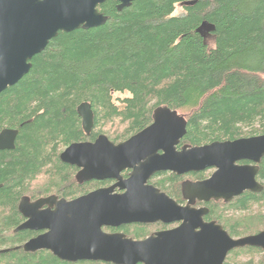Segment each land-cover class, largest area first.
Here are the masks:
<instances>
[{
  "label": "trees",
  "instance_id": "obj_1",
  "mask_svg": "<svg viewBox=\"0 0 264 264\" xmlns=\"http://www.w3.org/2000/svg\"><path fill=\"white\" fill-rule=\"evenodd\" d=\"M188 2L194 4L181 6ZM118 5L110 0L98 7L108 18L101 27L60 33L33 58L29 74L0 95V132L19 131L15 149L0 151V209H6L0 250H10L0 254V264H112L27 253L22 246L34 233L15 232L26 184L38 176L54 174L64 198L95 185L80 184L76 167L61 161L73 143L101 135L127 141L153 123L160 107L186 119L182 142L193 146L264 135V0H136L122 11ZM179 5L184 13L175 16ZM205 21L216 27L213 47L197 33ZM116 93L129 97L118 106ZM82 103L94 112L90 136L77 112ZM116 121L126 127L120 139L104 133ZM260 174L264 180V159ZM262 201L264 191L245 193L232 205L242 211ZM227 223L234 238L248 228Z\"/></svg>",
  "mask_w": 264,
  "mask_h": 264
},
{
  "label": "water",
  "instance_id": "obj_2",
  "mask_svg": "<svg viewBox=\"0 0 264 264\" xmlns=\"http://www.w3.org/2000/svg\"><path fill=\"white\" fill-rule=\"evenodd\" d=\"M108 1L0 0V95L29 74L33 58L45 51L60 33L105 25L108 18L98 7ZM115 1L122 11L136 0ZM215 31V25L206 21L197 29L205 41ZM77 112L83 131L90 136L94 127L91 104L82 103ZM18 134V130H2L0 151L14 150ZM186 134V119L168 107H160L153 114V123L127 141L115 144L101 135L94 142L71 144L61 153L60 159L80 169L76 176L80 184L108 179L118 180V183L69 202L55 196L36 202L23 197L18 208L27 221L15 232L47 230L24 244L23 250L27 253L48 250L69 263L223 264L232 250L264 249V232L232 239L221 226L204 224L201 220L204 211L182 209L159 190L145 186L149 176L159 171L183 174L217 167L218 171L209 180L186 184V197L230 201L245 191L261 192L263 187L256 181L258 168L240 167L236 162L249 160L259 164L264 157V135L177 152L176 146ZM159 151L165 154L159 155ZM126 169L133 172L129 180L122 181L121 173ZM116 188L126 192L116 195L113 193ZM152 199L159 202L149 204ZM44 206L48 208L42 210ZM185 215L198 222L192 228L182 226L143 241L122 234H106L102 230L104 226L137 222L180 221ZM197 228L201 231L196 232ZM16 249L19 247L13 250ZM9 251L0 250V254Z\"/></svg>",
  "mask_w": 264,
  "mask_h": 264
},
{
  "label": "flooded vegetation",
  "instance_id": "obj_3",
  "mask_svg": "<svg viewBox=\"0 0 264 264\" xmlns=\"http://www.w3.org/2000/svg\"><path fill=\"white\" fill-rule=\"evenodd\" d=\"M252 137H257V136H252ZM252 137H246V138H252ZM242 139V138H240ZM239 140V139H237ZM236 141V140H234ZM215 143V142H212ZM212 143L209 144H204V145H199V146H193L190 144H186L183 143L182 141L176 146V151L177 152H182L184 150V148H187V150L194 148V147H203V146H207V145H211ZM159 155H164L165 152L164 151H159L158 152ZM264 157L261 159V162L259 164L254 163L252 161L249 160H241L236 162L237 166L240 167H244V166H252V167H257L258 168V172L256 174V181L259 183V185H261L263 187V189L261 190V192H253V191H245L242 195H244L245 193H252V194H261L264 191V180L261 178V163L263 161ZM71 166V165H70ZM75 167V166H73ZM77 173L80 171L79 168H77ZM218 171L217 167H208L206 169L203 170H199V171H189V172H185L183 174H179L175 171H159L156 172L154 174H152L151 176H149V179L147 180L145 186H149V187H153L156 190H159L160 194H164L165 196H167L170 200L174 201L175 204L178 207H181L182 209H188L191 211H204V214L201 217V220L204 224H216L217 226H221L222 229L232 238V239H240V238H244V237H248V236H253V235H258L262 232H264V229L255 233V234H248L246 236H242V237H237L234 238L233 236H231L229 228H228V223L227 221H229L230 218L229 216H227L226 214L224 215V209H228L227 207H231L232 209H236L232 204L233 201L238 197H234L232 200L230 201H226L224 198L222 199H216V198H211L209 200H200L199 198H195V199H191L186 197L185 192H184V188L186 184H196V183H201V182H205L207 180H209L216 172ZM133 170L132 169H126L125 171H123L121 173V177H122V181H127L130 179L131 174H132ZM76 173V176H77ZM77 180V179H76ZM155 180H159V183H155ZM161 182L165 183L168 188H170V190L172 191V189L174 190L172 192L165 190L164 188H162ZM89 183V182H86ZM90 183H95L96 188L87 191L88 193H82L79 194L78 196H75L71 199H67L64 197H59L57 195H49L46 197H40L38 199L33 200L31 197L29 196H23V197H28L30 198L31 202H36L38 200L41 199H46L52 196L57 197L58 200H66V201H73L76 200L80 197L86 196L92 192H95L97 190H101V189H107L110 187L115 186L118 183V180H102V181H90ZM84 184V183H83ZM126 192V190H121L120 188H116L114 190V194L116 195H123ZM22 197V198H23ZM21 198V199H22ZM21 201V200H20ZM159 202L156 199H152V201L149 200V204H154ZM56 206L52 207L51 209L54 210ZM223 208V213H221V209ZM48 206H44L42 208V210L47 209ZM19 210V208H18ZM187 210V211H188ZM249 209L247 210H242L243 212H247ZM233 211V210H232ZM21 214V213H20ZM21 216L23 217V215L21 214ZM227 216V217H226ZM27 221V219L25 217H23V221L21 223V225L23 223H25ZM198 222V220L196 218H194L193 220H190V218L188 216H184V219H181L180 221H170V222H164L162 220L156 221V222H149V223H130V224H123L121 226H104L102 228L103 232L106 234H122L124 236H126L129 239L135 240V241H143L146 240L148 238H150L151 236L156 235L157 233H162V232H170L173 230H176L178 228H181L182 226H187L189 228H192L194 224H196ZM152 226H159L160 229L159 230H155L153 232H151L149 235L145 236V237H138V238H132L128 235V229L129 228H136V229H143L144 227H152ZM27 231H31L34 233V235L29 238L27 241H30L33 238H36L40 235H43L45 233H47V230H39V231H32V230H27ZM201 229L197 228L196 232H200ZM143 235V234H141ZM26 241V242H27ZM246 251V250H251V251H258L260 253L263 254V261H264V249L262 248H251V247H246V248H242V249H235L232 250L230 252H228L223 264L226 263L228 257L233 254V252L235 251ZM41 251H47L49 253H51L54 257H56L51 251L48 250H41ZM38 251V252H41ZM58 258V257H56ZM59 259V258H58ZM62 261V260H61ZM65 262V261H64ZM93 262V261H92ZM69 263V262H68Z\"/></svg>",
  "mask_w": 264,
  "mask_h": 264
},
{
  "label": "rangeland",
  "instance_id": "obj_4",
  "mask_svg": "<svg viewBox=\"0 0 264 264\" xmlns=\"http://www.w3.org/2000/svg\"><path fill=\"white\" fill-rule=\"evenodd\" d=\"M183 11H184L183 8L179 5L176 7L174 15L175 16L182 15L184 13ZM207 42L211 47H213L215 39L213 37H210L209 39H207ZM126 97H129V94H119V93L114 94V101L116 102L115 104L119 106L120 105V103L118 102L119 99H124ZM125 128H126L125 124H123L121 121H116L113 124H108L104 129V133H107L108 135L114 138L118 137L120 139ZM246 131L249 132L250 129L246 128ZM61 150H64L63 147L60 149V151ZM50 173L46 172L45 174L38 176L31 183L28 182L26 184V187H30V189L27 191V194H24V196H29L33 200L38 199L40 197H46L49 195H57L59 197H63L62 193H64L63 191L65 190L62 189L64 188V184L61 183V181H59L58 179L54 180L56 176H54V174L53 176H51ZM158 181L159 180H155L154 182L157 184L159 183ZM159 185H161L162 188H164L165 190L174 193L173 192L174 190L172 189L171 191L170 188H168V186L165 183L161 182V184ZM94 188H96V185H93L92 187L90 186L87 189V191L92 190ZM70 192H74V191L71 190ZM79 194L80 193H76L74 196H78ZM71 198L72 197H67V199H71ZM227 208L228 209H224V215L226 214L227 216H229L230 218L228 219L239 221L242 226L241 228L248 227L243 231L240 230L241 231L240 233L242 234H240V236L236 235L235 237H242L248 234H255L264 229V201L256 205H252L247 212L232 209L231 207H227ZM220 209H221V213H223V208L221 207ZM5 210L6 209L1 208L0 214L5 212ZM3 217H5V214L0 215V221H2ZM228 228L231 229V224H229ZM159 229H160L159 226L144 227L143 229H136L133 227V228H129L127 231H128V235L132 238H138L139 236L143 238L149 235L151 232ZM225 264H264L263 254L258 251L237 250L228 257Z\"/></svg>",
  "mask_w": 264,
  "mask_h": 264
},
{
  "label": "bare ground",
  "instance_id": "obj_5",
  "mask_svg": "<svg viewBox=\"0 0 264 264\" xmlns=\"http://www.w3.org/2000/svg\"><path fill=\"white\" fill-rule=\"evenodd\" d=\"M181 6H184V7H189V6H186V5H184V4H182ZM206 22H207V21H206ZM41 53H42V52H41ZM19 82H20V81H19ZM19 82H18V83H19ZM18 83H17V84H18ZM17 84H16V85H17ZM169 109H170V108H169Z\"/></svg>",
  "mask_w": 264,
  "mask_h": 264
}]
</instances>
